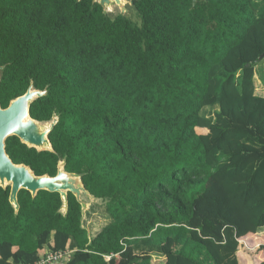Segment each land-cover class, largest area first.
<instances>
[{"label": "trees", "instance_id": "1", "mask_svg": "<svg viewBox=\"0 0 264 264\" xmlns=\"http://www.w3.org/2000/svg\"><path fill=\"white\" fill-rule=\"evenodd\" d=\"M132 2L0 0V105L32 82L30 116H58L52 151L6 153L35 175L64 160L102 201L87 228L70 192L63 215L20 189L15 213L0 186V264H241L239 239L264 236V0Z\"/></svg>", "mask_w": 264, "mask_h": 264}, {"label": "water", "instance_id": "2", "mask_svg": "<svg viewBox=\"0 0 264 264\" xmlns=\"http://www.w3.org/2000/svg\"><path fill=\"white\" fill-rule=\"evenodd\" d=\"M102 7L104 14H128L132 0H92ZM196 0H192L194 4ZM117 9V10H115ZM264 57V52L259 59ZM0 66V75L1 69ZM47 90L34 88L32 82L26 91L11 99L6 107L0 105V186H10L9 202L17 213L19 203L17 194L20 189L28 190L35 196L39 190L58 192L62 201L59 212L63 215L67 212V193H72L80 203L81 223L84 224L85 211L88 208L86 198L101 201L92 195L81 180L80 174L71 173L64 169V160L57 164L55 175H35L29 166L14 163L5 150V139L9 136H17L28 147L38 151H52L48 134L58 121V116L53 114L50 120L38 121L29 114L30 103L35 99L46 95ZM81 224V225H82Z\"/></svg>", "mask_w": 264, "mask_h": 264}, {"label": "rangeland", "instance_id": "3", "mask_svg": "<svg viewBox=\"0 0 264 264\" xmlns=\"http://www.w3.org/2000/svg\"><path fill=\"white\" fill-rule=\"evenodd\" d=\"M117 10V9H115ZM129 15H131V10L129 9L128 12ZM133 15L135 16V12H133ZM136 19V18H135ZM86 202L88 203V208L85 211V217H84V226L89 227V224L91 222L88 211L90 210L91 205H97L100 206L102 204V201H95L91 200L89 198H86ZM241 243V242H240ZM170 243L165 244V249H168ZM260 244H264V236L263 235H256V236H250V237H244L242 241V246L240 249V261L241 264H251L255 261H259L260 259L264 258V255H260L261 252H259V255H256L255 252ZM157 259L154 257V260Z\"/></svg>", "mask_w": 264, "mask_h": 264}, {"label": "built area", "instance_id": "4", "mask_svg": "<svg viewBox=\"0 0 264 264\" xmlns=\"http://www.w3.org/2000/svg\"><path fill=\"white\" fill-rule=\"evenodd\" d=\"M240 239L239 241L242 242ZM71 250L69 248L59 252H46L31 264H64ZM109 259L110 257H106Z\"/></svg>", "mask_w": 264, "mask_h": 264}, {"label": "crops", "instance_id": "5", "mask_svg": "<svg viewBox=\"0 0 264 264\" xmlns=\"http://www.w3.org/2000/svg\"><path fill=\"white\" fill-rule=\"evenodd\" d=\"M256 235H258V234H255V235H249L248 237H250V236H256Z\"/></svg>", "mask_w": 264, "mask_h": 264}, {"label": "flooded vegetation", "instance_id": "6", "mask_svg": "<svg viewBox=\"0 0 264 264\" xmlns=\"http://www.w3.org/2000/svg\"><path fill=\"white\" fill-rule=\"evenodd\" d=\"M0 66H4V65L0 64Z\"/></svg>", "mask_w": 264, "mask_h": 264}, {"label": "clouds", "instance_id": "7", "mask_svg": "<svg viewBox=\"0 0 264 264\" xmlns=\"http://www.w3.org/2000/svg\"><path fill=\"white\" fill-rule=\"evenodd\" d=\"M240 239H243V238H240ZM240 239H239V240H240Z\"/></svg>", "mask_w": 264, "mask_h": 264}]
</instances>
